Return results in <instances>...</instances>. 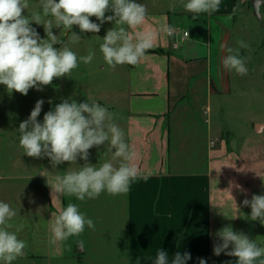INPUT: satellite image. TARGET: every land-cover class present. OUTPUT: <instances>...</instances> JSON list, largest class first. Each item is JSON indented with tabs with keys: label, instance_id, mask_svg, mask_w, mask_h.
Segmentation results:
<instances>
[{
	"label": "crops",
	"instance_id": "1",
	"mask_svg": "<svg viewBox=\"0 0 264 264\" xmlns=\"http://www.w3.org/2000/svg\"><path fill=\"white\" fill-rule=\"evenodd\" d=\"M164 2L154 0L144 27L158 30L167 23L189 37L159 33L152 49L162 52L146 53L135 66L117 65L121 83L96 101L120 115L115 123L137 153L141 177L126 194L104 192L80 201L52 193L47 180L83 167L84 160L52 167L50 158H39L34 174L24 158L0 159V201L16 211L10 231L23 224L17 235L27 243L13 264H154L160 250L168 253L169 264L177 252L191 255L186 264H237L236 257L213 251L226 226L264 246V224L251 220V208L243 204L264 195V120L246 117L237 130L226 115H215L232 101L231 71L222 61L238 2L221 0L218 11L195 18L183 7L187 0ZM112 155L105 143L89 149L87 163L99 167ZM43 169L47 180L39 174ZM69 203L95 229L86 226L79 236L52 242L50 225Z\"/></svg>",
	"mask_w": 264,
	"mask_h": 264
},
{
	"label": "clouds",
	"instance_id": "2",
	"mask_svg": "<svg viewBox=\"0 0 264 264\" xmlns=\"http://www.w3.org/2000/svg\"><path fill=\"white\" fill-rule=\"evenodd\" d=\"M220 4L221 0H187L183 7L195 18L201 13H215ZM28 7V0H0V85L6 86L10 94L14 91L27 95L32 88L41 91L42 86L52 84L55 78L70 76L80 62H92L95 53L91 49L86 56L78 58L68 47H54L62 43L52 32L54 27L71 30L76 25L81 32L98 33L103 23L114 21L115 27L106 32L100 44L104 62L113 69L123 64L138 65L155 46L159 33L173 36L176 32L175 27L167 23L158 30L144 27L147 9L135 0H40L41 11L25 15ZM109 11L113 15L106 16ZM49 16L54 23L43 19ZM93 16L100 23L92 22L90 17ZM32 22L44 26L45 39L40 38ZM79 40L74 33L73 42ZM237 45V48H227L229 54L222 63L225 69L243 76L248 70L240 49L249 45L243 40H238ZM43 104L42 99L38 100L30 116L19 125V146L24 154L37 159L48 157L52 167L64 162L76 164L78 158L85 161L83 167L56 175L51 182L47 180L49 171L43 169L39 174L46 177L52 193L74 196L80 201L96 199L104 192L113 196L126 194L130 182L141 177V173L135 163L136 151L125 141L124 131L115 123L118 114L94 101L77 103L69 98L46 112L41 123L37 118ZM105 143L107 151L113 154L112 161H118V165L112 161L99 167L87 163L89 149ZM243 204L250 206L251 220L264 224V195H253ZM16 215L8 203L0 201V264H13L25 254L27 243L17 235L24 225L10 231L13 225L9 221ZM86 226L95 229L93 220L81 213L76 204L69 203L50 225L52 242L79 236ZM217 236L222 243L214 245L216 256L224 252L236 257L237 264H255L264 257V246L242 232H235L231 226L220 229ZM78 244L82 247L83 241ZM230 245L231 250L226 251ZM190 259L189 253L177 252L171 264H186ZM154 264H169L168 253L160 250ZM199 264L207 262L201 259ZM260 264H264V259H260Z\"/></svg>",
	"mask_w": 264,
	"mask_h": 264
},
{
	"label": "rangeland",
	"instance_id": "3",
	"mask_svg": "<svg viewBox=\"0 0 264 264\" xmlns=\"http://www.w3.org/2000/svg\"><path fill=\"white\" fill-rule=\"evenodd\" d=\"M135 2L144 4L147 12L155 9L154 0H135ZM237 2L239 16L232 34L230 48H237L238 40H243L249 45L248 48L240 49L241 57L246 58L248 71L243 76L236 74L234 70L231 71L232 101L222 103L224 107L217 108L215 115L217 117L226 115L229 119L225 118L230 120L232 128L241 130L239 123L246 117H257L264 120V0L260 5L259 17L253 12L251 0H237ZM162 3L165 5L164 0ZM28 4L25 15L33 11H41L40 0H28ZM107 15H113V13L109 11ZM43 19L53 20L50 16ZM90 19L94 23H100L94 16ZM31 26L36 29L41 39L46 38L42 24L32 22ZM113 27H115L114 21L103 23L98 33L81 32L76 25H73L71 30L54 27L53 34L62 41L54 47H68L77 54L78 58L86 56L91 49L95 53L92 62L90 64L80 62L78 68L73 70L70 76L55 78L52 84L42 86L41 91L32 88L27 95L14 91L10 94L6 86L0 85V159H6L9 155L24 158L36 174L38 171L35 169H39V159L24 154L19 146L20 133L18 130L20 123L30 116L36 102L41 99L44 101L42 111L37 118L42 123L44 114L54 110L62 100L71 98L77 103L87 102V100L96 102L101 92L114 89L118 83H121L119 81L122 74L119 65L114 69L109 67L100 52L102 38ZM74 33L80 37L78 42H73Z\"/></svg>",
	"mask_w": 264,
	"mask_h": 264
},
{
	"label": "water",
	"instance_id": "4",
	"mask_svg": "<svg viewBox=\"0 0 264 264\" xmlns=\"http://www.w3.org/2000/svg\"><path fill=\"white\" fill-rule=\"evenodd\" d=\"M262 2L263 0H251L253 12L257 17L260 16V5L262 4Z\"/></svg>",
	"mask_w": 264,
	"mask_h": 264
},
{
	"label": "built area",
	"instance_id": "5",
	"mask_svg": "<svg viewBox=\"0 0 264 264\" xmlns=\"http://www.w3.org/2000/svg\"><path fill=\"white\" fill-rule=\"evenodd\" d=\"M174 35L177 36V37H179V39L181 41H183V40H185V39H187L189 37V33L187 31L180 30V29H176V32H175Z\"/></svg>",
	"mask_w": 264,
	"mask_h": 264
},
{
	"label": "trees",
	"instance_id": "6",
	"mask_svg": "<svg viewBox=\"0 0 264 264\" xmlns=\"http://www.w3.org/2000/svg\"><path fill=\"white\" fill-rule=\"evenodd\" d=\"M153 53V52H162L161 50H154V49H151V50H149L147 53Z\"/></svg>",
	"mask_w": 264,
	"mask_h": 264
}]
</instances>
